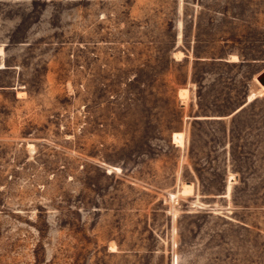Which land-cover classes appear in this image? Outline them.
I'll use <instances>...</instances> for the list:
<instances>
[{
    "label": "rangeland",
    "instance_id": "374dc122",
    "mask_svg": "<svg viewBox=\"0 0 264 264\" xmlns=\"http://www.w3.org/2000/svg\"><path fill=\"white\" fill-rule=\"evenodd\" d=\"M263 79L264 0H0V264H264Z\"/></svg>",
    "mask_w": 264,
    "mask_h": 264
},
{
    "label": "bare ground",
    "instance_id": "6f19581e",
    "mask_svg": "<svg viewBox=\"0 0 264 264\" xmlns=\"http://www.w3.org/2000/svg\"><path fill=\"white\" fill-rule=\"evenodd\" d=\"M185 91H186L185 88L181 89V90H180V95H181V96H185V95H184V94H185Z\"/></svg>",
    "mask_w": 264,
    "mask_h": 264
},
{
    "label": "water",
    "instance_id": "95a60500",
    "mask_svg": "<svg viewBox=\"0 0 264 264\" xmlns=\"http://www.w3.org/2000/svg\"><path fill=\"white\" fill-rule=\"evenodd\" d=\"M262 83H263V85H264V79H263V82H262Z\"/></svg>",
    "mask_w": 264,
    "mask_h": 264
}]
</instances>
